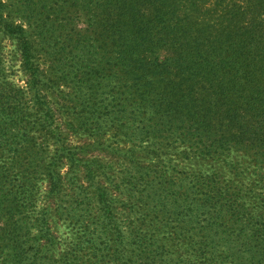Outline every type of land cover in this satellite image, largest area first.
Masks as SVG:
<instances>
[{
	"label": "trees",
	"instance_id": "trees-1",
	"mask_svg": "<svg viewBox=\"0 0 264 264\" xmlns=\"http://www.w3.org/2000/svg\"><path fill=\"white\" fill-rule=\"evenodd\" d=\"M74 4L83 7L80 13L74 9L76 21L89 18L87 33L73 31L68 44L59 39L55 83L68 82L71 92H90L91 98L83 100L84 110L71 112L70 125L115 126L129 119L135 130L121 134L151 148L135 152L158 147L160 156L167 146L190 151L187 160L203 179L217 177L220 158L229 164L227 158L238 154L239 165V152H254L255 162L264 166V0ZM2 8L0 1V27L17 40L28 80L23 87L9 78L0 47V264H264V219L248 237L241 225L231 236L228 230L241 221L235 218L252 212L240 193L234 202L235 195L222 196L211 182H202L199 193L172 212L178 223L144 218L127 224V233L118 222L82 220V204L61 206L69 198L61 169L71 150L57 148L43 162L60 133L53 129L56 111L42 95L46 83L35 61L38 46ZM44 181L47 203L40 208L36 192ZM169 195L160 194L161 205L154 208H170ZM141 198L155 201L149 191L140 192ZM250 200L264 214V194ZM54 212L66 215L74 232L61 257L55 255L62 254L50 222ZM176 232L184 238L177 250H169ZM113 241L119 243L116 255L110 254Z\"/></svg>",
	"mask_w": 264,
	"mask_h": 264
},
{
	"label": "rangeland",
	"instance_id": "rangeland-1",
	"mask_svg": "<svg viewBox=\"0 0 264 264\" xmlns=\"http://www.w3.org/2000/svg\"><path fill=\"white\" fill-rule=\"evenodd\" d=\"M0 1L3 2L2 12L7 20L14 26L24 27L26 38L30 42L34 40L35 45L38 46L35 61L41 66L40 77L46 83L42 95H45L49 106L56 111V118L52 122L53 129L55 127L60 133L56 137L57 144H50V154L45 153L43 162L49 161L50 155L57 148L59 151L68 146L71 150L69 155L71 159L64 161L66 163L61 169L65 177L66 192L69 193V198L61 201V206L79 203L78 208L80 209L82 204V214H84L82 220L118 222L123 226V232L127 233L129 230L127 224L141 223L144 218L157 224H167L170 221L178 223L174 218L177 215L172 212L181 211L186 206L187 200L191 199L190 196L195 197L199 193L197 189L202 182L208 184L211 182L217 185L212 187V190L223 192L222 196L235 195L234 202L240 193L245 205L249 206L247 210L252 212L249 215L245 214L243 217L235 218L241 221L238 224L233 223L231 231L228 230L231 236H236L233 230L241 225L246 229L243 236L248 237L257 227L256 225L263 222L264 214L258 213L261 209L260 205L250 203L251 196L264 194V166L255 162L254 152H239V165H237L238 154L227 158L229 164L225 163L223 158L218 159L217 165L214 166V170L216 169L214 175L217 177L209 176L203 179L202 174L196 171L197 165L187 160L188 155L192 156L190 151L167 146L166 152L164 153L162 149L160 156L155 153L158 147H154L155 152H146L144 155L135 152V150H145L149 142H141L140 138L132 134L128 136L121 134V130L125 128H130L129 132L135 130L129 119L117 120L115 126L118 127L114 125L102 127L70 125L72 123L71 112L84 110L82 102L86 97L91 98V94L90 92H71L70 85H67L68 82L55 83L57 80L55 74L59 69L57 63H61L56 59V48L59 39L61 43L65 41L68 44L73 31L81 34L87 33L89 18L83 16L82 19L76 21L74 19L76 13H73L74 9H79V13L82 12L83 7L79 8V5H75L74 0ZM0 47L9 78L19 86L25 87L28 77L23 71L20 46L18 47L16 39L6 37L1 27ZM121 93L123 92H103L106 97L120 96ZM149 150L151 148L147 147L146 151ZM47 190L46 181L41 182L36 192V204L40 208L47 203L45 194ZM148 191L155 201L148 200L149 203H147L143 198H141L143 202L141 199L138 200L140 192L143 194ZM169 192H172V195H169ZM160 194L162 197L169 195L172 198L170 208L169 206H165L164 209L154 208L156 205H161V201L158 200ZM53 208L56 210V206ZM193 212L196 214V210ZM55 217V220L50 222L60 242L57 246L58 254H62L58 256L55 252V255L61 257L67 254L66 243L74 238V232L69 226V218L67 219L66 215L55 214ZM229 218L230 216L225 217L224 220L227 221ZM182 238L184 236L176 232L167 248L177 250ZM118 247L119 243L113 241L110 254L116 255L115 251ZM87 264H96V262L90 260Z\"/></svg>",
	"mask_w": 264,
	"mask_h": 264
}]
</instances>
